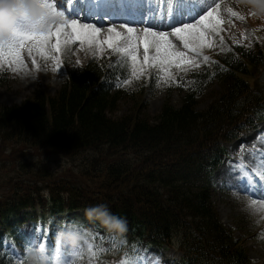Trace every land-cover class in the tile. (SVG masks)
I'll use <instances>...</instances> for the list:
<instances>
[{"label":"trees","instance_id":"obj_1","mask_svg":"<svg viewBox=\"0 0 264 264\" xmlns=\"http://www.w3.org/2000/svg\"><path fill=\"white\" fill-rule=\"evenodd\" d=\"M231 48H235L232 55L229 52L224 57L211 58L215 63L179 73L180 83H173L171 89L180 91V105L175 106L169 95L154 116L143 114L146 105L141 100L138 107L144 109L136 114L115 116L122 100L137 99L129 87L121 84L131 76L130 66L116 61L106 68L108 62L102 59L73 68L68 81L55 94L37 89L21 104L0 105V142L21 149L26 147L32 158L20 163L38 168L42 165L53 177L48 181L62 182L61 186L59 183L46 186L50 189L42 211L37 210L38 203L44 204L37 201L43 190L39 186L30 192L21 185L18 197L12 202H0V227L4 231L0 234V264H17L15 254L5 247V239H16L14 234L28 220L50 221L55 235V226L66 223L60 215L73 212L68 225L72 221L83 226L91 220L96 228L108 231L85 211L105 204L112 213L126 220L127 228L122 234L130 237L133 249L140 240L153 246L178 244L184 250V264H212L208 259L214 251L219 252L226 264H252L246 244L237 238L235 229L221 220L212 193V176L226 155L225 143L264 119V92L251 94L247 81L248 67L262 63L264 47L256 52L246 45ZM217 80L226 82L232 95L241 96L238 107L224 115L244 121L232 134L212 117L216 106L221 105L218 119L222 120L219 117L225 112L223 102L226 104L227 100L220 97L219 102L206 110L197 109L201 91L207 83L211 85ZM146 83L152 84L151 76L144 79V85L134 84V88L136 85L143 88ZM199 131H206L210 140L202 141ZM35 150L75 159L78 166H81L78 157H85L83 164L89 166L82 172L83 176L89 175L90 167L100 166L104 172L98 176L106 173L100 187L102 193L94 190L88 194L86 187L71 182L73 177L56 176L46 165L51 167L47 161L58 163V159L43 157L44 153L34 157ZM126 150L134 154L131 159L126 160V156L107 159ZM175 157H180L178 162ZM131 181L134 184L130 197H124L117 189ZM80 209L81 213H76ZM56 216L59 218L54 221ZM246 222L240 219V230ZM178 235L185 238L179 239ZM97 237L103 235L95 232Z\"/></svg>","mask_w":264,"mask_h":264},{"label":"rangeland","instance_id":"obj_2","mask_svg":"<svg viewBox=\"0 0 264 264\" xmlns=\"http://www.w3.org/2000/svg\"><path fill=\"white\" fill-rule=\"evenodd\" d=\"M212 1L221 3L222 17L225 21L231 20L232 22L224 25L225 31L222 33L225 39V51L221 52L219 48H215L205 50V54L209 55L211 58L224 57V55L229 52L230 55H232L235 49L231 48L232 45H246L254 52H256L257 49L260 50L258 42L264 45V16H253L252 12H254V10L247 0ZM228 7L239 12L245 19L240 20L235 17H230L226 11ZM233 38L240 41V43H234ZM78 47V44L73 46L72 52L64 55V63L59 71L56 70L53 63L45 62L39 57H37L39 63V68L37 69V67L32 64L31 58L27 55V52L24 53L26 67H21L18 70L10 68L6 64L0 67V105L21 104L33 95L37 89L41 88L45 93L50 95L55 94L60 87L68 81L67 77L72 67L76 65L87 66L91 58H99L104 61L107 60L106 57H113V55H116L110 50H105L102 54L96 55L86 53L82 50L77 52ZM228 49H230V51ZM77 60L80 61L79 64L76 63ZM248 71L250 72V77H248L247 81L250 83L251 94L254 93L259 95L263 93L264 59L259 65L249 66ZM147 77L148 76H144L136 80L131 76L128 80L132 82L128 85L124 84L123 86H129L132 90L134 89V84L144 85V79ZM151 80L156 88L151 91H144V88L136 85V89L132 90V94H136L137 99H129L126 97L122 100L120 109L115 115L116 117H120L126 113L136 114L138 110L144 109L138 107L140 100H146V108L143 110V114L151 113V116L157 115L168 94L172 98V101H174L175 106L180 104L181 95L178 88L172 90L169 84L164 83H160L158 86L156 76L153 78L151 77ZM187 80L190 81L188 77ZM206 85L207 86L201 91V95L197 97V109L201 111L206 110L210 105L215 104L217 101L219 102L221 99L220 97H222L227 100L226 104L223 102L225 112L219 117L223 118L222 120L218 119L221 113V105L216 106L212 117L216 119V123L221 124L222 128L226 129L228 133L232 134L236 132L235 128L239 127L244 121L240 119L234 121L232 118L224 117V115L233 112L232 109L238 107V100L241 96L237 97L232 95L231 88L226 82L222 83L217 80L213 81L211 85H209V83ZM140 90L142 92H139ZM228 97L229 99H226ZM249 116H252V114H249ZM205 124L206 122L201 124L202 128ZM199 136L202 141L210 140V136H207L206 131H199ZM228 146L230 158L223 163L212 177L214 183V187H212L214 200H212L224 224L233 228V230L235 229L236 231H234L236 232L237 238L243 240L244 244H246L249 255L253 261L252 264H264V206L250 205L252 199L264 200V179L258 175V173L264 174V130L245 132L242 138L234 142L232 141ZM33 153L35 154L34 157H39L43 153V157H45L44 150H35ZM50 155H54L55 157L59 156L57 154ZM50 155L47 157H50ZM123 156H126L124 158L127 160L131 159L134 154H131L130 150L118 151L115 155L107 157V159H120V157ZM27 158H32V156L31 152H29L26 147H22L21 149L11 143L3 144L0 142L1 203L12 202L18 197L20 192L18 189L21 185L25 188L28 187L30 192H33L34 187H42L43 190L41 193L43 191L49 193L48 188H46L47 185L50 187L53 183H59L60 186L62 185L60 181H48L52 180L53 177L50 176V172H47L42 165L38 168L32 164L20 163ZM78 158L79 160L77 161L80 162L81 166H78V162H76L75 159L64 158H59L58 163H49L47 161L51 167L48 165L46 166L53 174L60 178L73 177L71 182L86 187L84 190L88 194H91L94 190H96V193H100L102 191L100 187L106 173L101 174L99 177V173L104 172L101 167L98 166L97 168L99 172H97V169L90 167L89 175L83 176L82 172L86 171L89 164H83L85 157ZM179 159L180 157H175L176 162H178ZM41 163L45 164L43 162ZM237 173H239V176H237ZM245 176L246 178H241ZM19 181L23 182V184H20ZM133 184L134 181L125 183L117 190L122 193L124 197H130V189ZM261 184L263 186H259ZM224 186L227 187L226 190ZM21 193H24L27 197H32L31 194H26L27 192L25 191H21ZM41 193L37 201L44 204H37L38 211H42L47 202L46 197ZM95 197H98V195H95ZM58 218L59 216H56L54 221ZM241 218H243V222L247 221L245 227L241 225V227L244 228L242 230L239 228V221ZM64 219H66L64 226H55V229L62 230L55 244L56 247L59 246L60 248V259L58 261L55 259L56 252L51 254L50 248L48 247L49 243H51V232L53 231L50 232L49 230L52 225L50 221H41L37 226V230L32 222L27 221L21 228L24 229L26 233H29L31 242H22L20 240L19 246L13 240L7 238L6 244L12 246L13 253L15 252L17 255L25 253L28 255L27 250L30 244H36V241L37 243H44L47 253H49L48 256L50 257V259H48L49 264H121L122 261H124L125 264H183L181 263V259L184 256V251L178 244L175 246H167L164 244L160 248L151 245L146 249L138 246L136 249H133L129 246L131 242L129 237H124L122 233L117 234L109 230L106 231V229H97V232L102 234L103 237L96 239L94 242L95 248L92 246L91 250H89L90 247L88 243L92 238L90 235H87V233L94 235L95 232V226L92 221L89 220L85 226H82L72 221H70V225H68L67 220L69 218L65 217ZM44 224L47 227L45 235L43 234ZM0 232H2L1 228ZM43 236L44 238L42 240ZM178 238L183 239L185 236L178 235ZM72 241L73 248L72 251H70L68 248H70V243ZM157 252L159 254H157ZM159 255H162L163 262L161 258L158 257ZM125 257L127 258L125 259ZM22 259V257H19V261ZM208 261L212 264H226L218 251L212 252Z\"/></svg>","mask_w":264,"mask_h":264},{"label":"snow or ice","instance_id":"obj_3","mask_svg":"<svg viewBox=\"0 0 264 264\" xmlns=\"http://www.w3.org/2000/svg\"><path fill=\"white\" fill-rule=\"evenodd\" d=\"M247 2L250 3V0ZM67 4L66 11L63 0L59 3L58 0H42V6L48 10L52 22L41 26L21 21L12 39L0 43V67L5 64L16 70L26 67L24 53L27 52L37 69L39 57L53 63L59 71L64 55L70 54L73 46L78 44L77 52L82 50L96 55L110 50L117 54L129 64L131 76L136 80L155 71L158 86L160 83L179 84V73L186 74L202 64L215 63L205 50L219 48L221 52L225 51L222 33L224 25L232 22L222 17L221 3L208 4L207 0H168L166 14L151 7L145 10L147 0H67ZM226 11L230 17L245 19L231 7ZM149 12L152 13L151 19L160 25L167 23L170 31L157 30L155 23L142 29L133 26L145 23ZM252 15L257 14L252 12ZM233 40L236 44L240 43L235 38ZM131 82L125 80L124 84ZM258 175L264 179V174ZM250 205L264 206V200L252 199ZM37 249L50 259L44 243L30 244L28 254ZM55 259H60L59 246ZM21 264H27V261Z\"/></svg>","mask_w":264,"mask_h":264},{"label":"clouds","instance_id":"obj_4","mask_svg":"<svg viewBox=\"0 0 264 264\" xmlns=\"http://www.w3.org/2000/svg\"><path fill=\"white\" fill-rule=\"evenodd\" d=\"M249 4L257 15L264 16V0H250ZM21 21L28 25L43 26L51 23L52 18L42 6V0H0V43L12 39ZM85 211L111 232L119 234L126 231V220L112 213L106 204L92 206ZM27 264H49V260L37 249L29 252Z\"/></svg>","mask_w":264,"mask_h":264}]
</instances>
